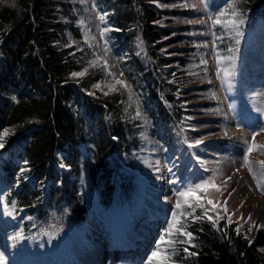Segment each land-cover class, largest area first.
Returning a JSON list of instances; mask_svg holds the SVG:
<instances>
[{
    "label": "trees",
    "instance_id": "1",
    "mask_svg": "<svg viewBox=\"0 0 264 264\" xmlns=\"http://www.w3.org/2000/svg\"><path fill=\"white\" fill-rule=\"evenodd\" d=\"M174 1L92 0L104 19L89 18V24L98 35L107 29L103 49L125 78L122 87L84 41L73 0H0V200L28 217L25 235L76 233L86 225L90 203L111 219L136 205L145 146L139 135L172 153L200 140L193 116L205 106L192 103L193 89L186 86L194 79L183 70L191 60L171 49L191 42L165 28L180 14L158 6ZM204 2L226 15L235 5L243 19L240 48L264 34V0ZM55 155L66 171L58 169ZM203 212L188 208L180 217L194 239L172 245L169 264H264V228L229 224L228 216L211 210L193 221Z\"/></svg>",
    "mask_w": 264,
    "mask_h": 264
},
{
    "label": "rangeland",
    "instance_id": "2",
    "mask_svg": "<svg viewBox=\"0 0 264 264\" xmlns=\"http://www.w3.org/2000/svg\"><path fill=\"white\" fill-rule=\"evenodd\" d=\"M73 1L78 4L82 13L78 17L76 25L80 28L84 41L93 50L97 60L105 67L113 80H120L126 84L125 78L119 74L113 58L104 52L105 42L95 32V27L89 24V18H91V22L99 19L92 0ZM173 3L168 6L161 4L158 6L162 10L172 11L180 15L182 11L190 12L185 19L179 17L180 15L176 16L173 22L165 25V28L173 29L176 35H186L184 41L191 42V45H187L186 42L175 44L171 49L177 53H183L189 61L191 60L183 70L187 71L190 77L194 79L186 86V88L193 89L192 103L205 106L201 108L200 113L193 116V121L197 123L194 131L198 134L197 136L201 137L199 141L202 142L194 143V147H190L189 144L191 143L184 145L183 153H172L168 147L156 146L148 134L139 135V139H143L145 142V147L141 149L139 154L141 196L145 194L144 181L147 172L150 171L148 159L149 156H152L162 171L160 179L163 181L157 180V183H165V187H167L163 195L159 196L160 198L155 197V199L158 202L171 201L170 205L160 207L162 218L158 233L154 236L155 246L150 252L144 253L141 258L142 264H149L151 254L154 251H161L163 254L162 249L168 247L167 245H159V242L162 236L165 237V240L169 238L166 232L170 228L173 213L175 212L180 219V213H184L188 209L186 200L188 203H192L194 207L197 200L205 203L204 206L207 205L204 193L193 192L186 198L180 197L179 193L193 189L196 185L209 180L214 182L217 187H221L219 193H215L214 189H208V192L214 195L213 204L210 205L211 211L218 216L223 215L228 216V218L230 216L231 220L240 224L249 223L256 228H264V212L263 214L256 211L251 212L247 196L244 193L236 192L231 195L233 183L227 177L231 165H238L245 183L254 190L258 202L261 199L264 205V163H262L264 162V149L257 148L251 154L246 153L254 133H257L255 144L257 146L264 145V34L259 36L261 38L258 37V41H261L260 45L254 35L253 37L250 36L248 45L240 48L239 43L242 42L243 35L237 36L235 30L221 25L214 26L212 23L213 18L220 17V13L224 10L219 11L218 14L214 13L207 8L204 0H175ZM227 18L231 17L226 13L225 17H221L222 20ZM199 21H203V23ZM83 23L87 24L94 33L91 41L86 40L88 33L82 28L81 24ZM240 27L241 24L239 30ZM257 29L260 30V27ZM229 48L234 51L229 53ZM217 52L221 58H225L222 60L221 66L232 73L230 77H223V72L218 77ZM229 56L233 57L231 61L226 59ZM101 86L105 87L104 84ZM246 159L252 169L251 172L249 166H245ZM54 160L56 163L58 162L60 171L67 170L59 160L58 155H55ZM23 171L27 172V169ZM28 180L30 181L29 177L25 179V181ZM258 183L260 187H257ZM248 185L246 186L248 187ZM177 201L181 204L180 209L175 207ZM138 202L140 206L142 204L141 197H139ZM155 204L153 203V209ZM136 205L129 206L125 211H117L113 216L118 217L117 219L123 216L122 219L125 220V214L133 212L131 209ZM0 206L6 221L12 227L9 230L12 232L11 234L24 242V250L40 254L42 260L39 259V262L48 263L52 261V264H58L61 261L63 264L64 258L62 259V257L69 255L74 243L81 239L80 237L89 227L86 215L85 227L76 234L66 235L65 238H63L65 236L63 234L55 237L45 234L33 238L23 232L22 222L28 221L27 216L19 211L11 212L2 204L1 200ZM88 210L95 213V218L102 216V214L104 216L109 214L107 210L95 203H90L87 212ZM116 223L118 225V221ZM150 233L152 235L153 230L150 229ZM176 236L174 235L173 238L175 239ZM5 239L0 237V257L3 258L4 264H10V252ZM140 243L139 241L138 244L140 245ZM142 245L144 246H141V249L147 246L146 242ZM171 247H168L169 263ZM116 261L111 258L107 260L103 258L98 264H134L121 260ZM151 264H159V258L152 260Z\"/></svg>",
    "mask_w": 264,
    "mask_h": 264
},
{
    "label": "bare ground",
    "instance_id": "3",
    "mask_svg": "<svg viewBox=\"0 0 264 264\" xmlns=\"http://www.w3.org/2000/svg\"><path fill=\"white\" fill-rule=\"evenodd\" d=\"M81 25L88 33L86 40L91 41L94 33L87 24L83 23ZM129 57H132V54H129ZM231 138L233 139L234 137ZM148 169L150 171L144 181L145 194L139 195L142 199V204L139 206L138 202L135 207H139H133L131 209L133 212L125 214V220L122 219L123 216L120 219H117L118 217L111 219L108 214L105 216L102 214V216L95 218V213L88 210L86 215L89 227L85 230L84 235L80 237L81 239L74 243L69 255L62 257V259L64 258L63 264H98L103 258L104 260L110 258L114 261L121 260L126 263H143L141 258L144 253L150 252L155 246L154 236L158 233L162 218L160 207L168 206L171 203L169 200L158 202L155 199V197L160 198L159 196L163 195L167 187H165V183L159 184V182L163 181L160 179L162 171L156 165L152 156H149L148 159ZM227 177L228 179L230 177L229 180L233 183L231 195L236 192L244 193L247 196L251 212L256 211L263 214L264 205L262 200L260 199V202H258L254 190L245 183L238 165H231ZM157 180L159 181L158 183ZM153 203H156L154 209L152 208ZM112 208L110 205L107 209L111 210ZM4 215L0 206V237L6 238L11 258L10 264H52V261L48 263L45 261L39 262V259L42 260L40 254L23 249L24 242L20 241L14 234H11L12 232L9 230L12 227L6 221ZM152 225L154 226L152 227ZM150 229L153 230L152 235ZM99 232L101 233L100 235ZM139 241L142 244L146 242L147 246L141 249V246L144 245L141 243L139 245ZM58 264H61V261Z\"/></svg>",
    "mask_w": 264,
    "mask_h": 264
},
{
    "label": "snow or ice",
    "instance_id": "4",
    "mask_svg": "<svg viewBox=\"0 0 264 264\" xmlns=\"http://www.w3.org/2000/svg\"><path fill=\"white\" fill-rule=\"evenodd\" d=\"M228 15L231 18H227V19L222 20L221 17H225V13L221 12L220 13V17L213 18V20H212L213 25L214 26L215 25H221L222 27L230 28L232 30H235L236 31V35L239 36V34H240L239 33V25L243 23V19H242L241 13H239L235 9V5H233V8H232V10L230 11V13ZM99 19L101 20V22H103L104 17L100 16ZM199 22L203 23V21H199ZM106 31H107V29H101L100 30L101 37L104 36V33ZM233 51L234 50L232 48L228 49L229 53H232ZM223 59H225V58H221L219 53L217 52V54H216L217 75H218V77H220V73L223 72V77H230L232 75V73L229 70H227V69H225V68H223L221 66ZM226 59L231 61L233 59V57L229 56ZM83 74L84 73H79V74H75L74 73L73 75H83ZM222 80H223V78H222ZM115 83L121 85L122 87H127V85L124 84L120 80H115ZM8 134L9 133L6 131V132H4L3 135L7 136ZM256 135H257V133H254L253 137H252V141L249 142V146L246 149V153L247 154H251L253 152V150L257 149V148L264 149V145L257 146L255 144ZM201 142L202 141L198 140V141H196V144H199ZM3 146H4L3 143H0V148H2ZM194 146L195 145H190V147H194ZM262 163H264V162H262ZM245 166H249L247 159L245 160ZM249 171L250 172L252 171L250 166H249ZM229 179H230V177H229ZM254 179H255V175H254ZM257 187H260L259 183L257 184ZM210 188L214 189L215 193H219L221 191V189L219 187H217L211 180H209V181H206L204 183L196 185L193 189H189L187 191L180 192L179 196L182 197V198H186V197L190 196L193 192H201V193L205 194V198L207 199V204L208 205H212L213 204L214 195L208 192V189H210ZM185 203H186V206L188 208H193L194 207V205L192 203H188L187 200L185 201ZM225 203H227V202H225ZM175 207L177 209L181 208V204H180L179 201L176 202ZM195 207L204 208V212H203L201 217H196V216L193 215L192 216L193 221H195L197 219H202L203 216H207V213L210 210H212V209L206 208L204 206V204L200 200L196 201ZM225 211H226V209H225ZM180 216H184V213H180ZM208 219L210 221H212V223L214 225L216 224V220L213 217L208 216ZM231 222L232 221H231V218L229 216L228 223L231 224ZM185 227H186V225L180 223V220L178 219L177 214L174 212L173 215H172V222H171L170 228L166 232V235L169 238L167 240H165V237L162 236L161 240L159 242V245H167L168 247H170V246L174 245L177 242H179V243H187V244L191 245V241L194 239V237H193L191 232H187L185 230ZM236 231H237V234H239V232H240L239 226L236 228ZM248 231H251V228H249ZM174 235H179L181 237H186V239H182V240L177 241V240H175L173 238ZM159 245H158V247H159ZM192 246H194V245H192ZM168 247H165V248L162 249L163 254H161V251H154L151 254V257H150V260H149V264H151L152 260L157 259V258H159V264H169ZM172 251L174 252L175 249L172 248ZM184 251L188 252V248H184ZM189 254L190 255H195V253H189ZM0 264H4L2 257H0Z\"/></svg>",
    "mask_w": 264,
    "mask_h": 264
}]
</instances>
